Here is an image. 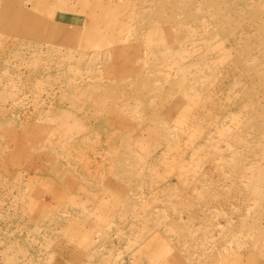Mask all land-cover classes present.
<instances>
[{"label":"rangeland","instance_id":"374dc122","mask_svg":"<svg viewBox=\"0 0 264 264\" xmlns=\"http://www.w3.org/2000/svg\"><path fill=\"white\" fill-rule=\"evenodd\" d=\"M0 264H264V0H0Z\"/></svg>","mask_w":264,"mask_h":264},{"label":"bare ground","instance_id":"6f19581e","mask_svg":"<svg viewBox=\"0 0 264 264\" xmlns=\"http://www.w3.org/2000/svg\"><path fill=\"white\" fill-rule=\"evenodd\" d=\"M26 11V10H25ZM23 15V14H22ZM54 28V27H53ZM59 28V27H58ZM58 29H56V31H57ZM59 32H60V30H59ZM97 34V36H98V33H96ZM93 35V34H92ZM96 38V37H95ZM76 39V38H75ZM88 94V93H87ZM87 96V95H86Z\"/></svg>","mask_w":264,"mask_h":264}]
</instances>
